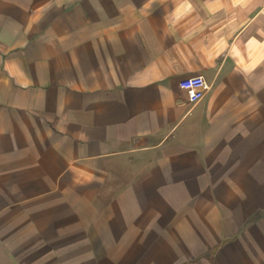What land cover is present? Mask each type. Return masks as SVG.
I'll return each mask as SVG.
<instances>
[{"label":"crops","instance_id":"crops-1","mask_svg":"<svg viewBox=\"0 0 264 264\" xmlns=\"http://www.w3.org/2000/svg\"><path fill=\"white\" fill-rule=\"evenodd\" d=\"M0 264H264V0H0Z\"/></svg>","mask_w":264,"mask_h":264},{"label":"built area","instance_id":"built-area-1","mask_svg":"<svg viewBox=\"0 0 264 264\" xmlns=\"http://www.w3.org/2000/svg\"><path fill=\"white\" fill-rule=\"evenodd\" d=\"M178 87L185 92L189 102H195L203 97L209 84L202 75L197 74L179 80Z\"/></svg>","mask_w":264,"mask_h":264}]
</instances>
